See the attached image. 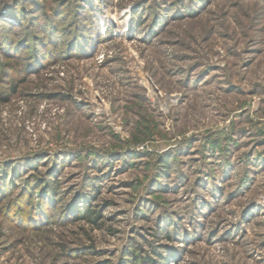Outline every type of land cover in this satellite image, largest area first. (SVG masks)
Listing matches in <instances>:
<instances>
[{
  "label": "rangeland",
  "instance_id": "374dc122",
  "mask_svg": "<svg viewBox=\"0 0 264 264\" xmlns=\"http://www.w3.org/2000/svg\"><path fill=\"white\" fill-rule=\"evenodd\" d=\"M5 97L0 264H264V0H0Z\"/></svg>",
  "mask_w": 264,
  "mask_h": 264
},
{
  "label": "trees",
  "instance_id": "16d2710c",
  "mask_svg": "<svg viewBox=\"0 0 264 264\" xmlns=\"http://www.w3.org/2000/svg\"><path fill=\"white\" fill-rule=\"evenodd\" d=\"M2 100H4V101L7 100V97H5V98H3V99H0V101H2ZM87 216H91V212H87L86 217H87Z\"/></svg>",
  "mask_w": 264,
  "mask_h": 264
}]
</instances>
